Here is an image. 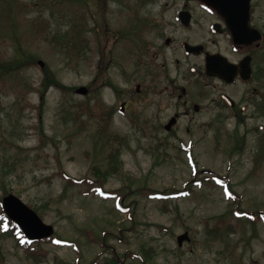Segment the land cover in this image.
Masks as SVG:
<instances>
[{"label": "rangeland", "instance_id": "1", "mask_svg": "<svg viewBox=\"0 0 264 264\" xmlns=\"http://www.w3.org/2000/svg\"><path fill=\"white\" fill-rule=\"evenodd\" d=\"M20 1L27 5L17 12L15 34L0 26V59L16 58L19 44L36 59L0 79V199L20 197L53 226V235L22 245L20 231L0 216V264H105L111 258L115 264H264V225H251L244 213H264V122L217 123L210 102H197L195 111L193 102L177 96L181 79L163 91L177 74L174 56L166 55L168 75L158 76L157 94L149 85L137 94L134 86L148 79L128 69L121 76L113 61L98 77L100 47L107 62L106 51L116 45L111 30L138 17V24H151L164 0ZM131 8L137 17L129 15ZM1 17L8 21L5 12ZM82 21L80 41L74 27L79 33ZM102 27L109 36H101ZM34 29L39 34L31 35ZM136 29L135 49L155 45L156 35ZM44 67L74 89L51 86L41 101ZM108 82L117 83L119 93ZM81 85L88 88L85 96L75 93ZM111 108L106 124L103 114ZM190 143L196 174L183 149ZM114 148H120L121 167L98 187L90 168L106 167ZM61 171L77 181L67 185ZM172 189L185 190L173 196ZM184 231L190 240L178 246L176 236ZM145 248L151 249L148 259Z\"/></svg>", "mask_w": 264, "mask_h": 264}, {"label": "flooded vegetation", "instance_id": "2", "mask_svg": "<svg viewBox=\"0 0 264 264\" xmlns=\"http://www.w3.org/2000/svg\"><path fill=\"white\" fill-rule=\"evenodd\" d=\"M231 8L233 4H226L224 0H164L159 19L151 24H138L142 20L138 17L127 20L128 27L111 30L112 33L102 27L101 36L111 33L116 45L106 51L107 62L105 50L100 47L99 79L104 77V64L113 61L121 76L128 69L130 75L140 72L148 79L149 83L134 86L137 94H141L147 85L157 94L158 76L168 75L166 55L174 56L177 74L171 76V82L164 85L163 91L170 85L175 86L173 78L181 79L184 83L176 86L177 96L184 97V102H193L192 108L196 111L200 109L197 102H210L216 111L212 118L217 123L223 120L247 123L249 119L258 118L264 122V0H248L245 29L233 27L241 22L239 10L222 11ZM131 10H128L129 15L138 16L137 10ZM236 19L239 21L235 22ZM140 27L142 34L156 35L152 39L157 41L155 45L146 44L142 50L135 49L136 28ZM130 62L131 69L128 68ZM207 62L213 74L206 72ZM106 87L112 88L115 94L120 91L114 82L106 83ZM122 104L124 108L119 105L118 110L125 109V103ZM224 110L226 114L223 115ZM109 112L113 118V108L107 114Z\"/></svg>", "mask_w": 264, "mask_h": 264}, {"label": "trees", "instance_id": "3", "mask_svg": "<svg viewBox=\"0 0 264 264\" xmlns=\"http://www.w3.org/2000/svg\"><path fill=\"white\" fill-rule=\"evenodd\" d=\"M0 2H2V7H3L1 9L0 15L2 12H5L6 16L8 18V21H0V26L2 27V29L5 30L4 33H9V29H11V33H12V35H14L15 29L17 28V21H16L17 12L18 11L24 12V7L27 5V3L20 1V0H0ZM0 19L3 20L2 17ZM40 19L41 18H39L38 20H40ZM33 26H34V24H33ZM42 29H44V28H42ZM74 29H75V35H78V37H80V30L78 33L77 27H74ZM37 30L38 29H34L33 31H31V35L39 34ZM45 33H49V31L45 30ZM45 37H46V34H45ZM57 37H58V34H54V33L52 34L51 33V35H50V38H52L53 41L58 40ZM80 41H81V37H80ZM74 48H76V50L78 51V48H77V46H75V44H74ZM79 56H80V54H79ZM35 59H36L35 55L24 50L23 47L19 44V53H18L16 58L8 59V60L0 59V79H2V76L6 75V74H10L13 72H19L23 69H26V68L33 66V64L35 63ZM43 73H44V75H43V88L40 91L41 101H43L44 93L50 85H56L65 91L72 89V87H70V86H66V85L61 84V82L53 76V74L50 72L48 67H44ZM78 114H74V115L76 117H78ZM75 116H73V117L75 118ZM43 137L46 138V135H43ZM118 153H119V150L117 148L113 149L109 152V154L106 156L108 158V161H109L107 167H101L98 164H94L91 166L90 172L94 176V178H95L94 182H96L98 184V187H102L103 184L109 178V176L118 172L120 165H121L119 157H118ZM61 174L63 175L64 178H66V181H67L66 184L67 185L71 184L72 181H73V183L75 181H77L74 178H72L71 176H69L68 174H66L64 171H61ZM141 190H143L141 187L137 188V191H141ZM172 190L176 191L175 189H172ZM151 191L153 192L154 190H151ZM163 192L164 191H158L157 193L163 194ZM148 193H147V195L150 196L151 195L150 192H148ZM1 213H3V212H1ZM5 222L8 225V227L9 226L11 227V229L17 230V226L11 220L6 218ZM143 251L146 254L147 259L151 257V249L150 248H145V249H143ZM145 260L146 259H143L142 261L144 262ZM151 264H155V263L151 262Z\"/></svg>", "mask_w": 264, "mask_h": 264}, {"label": "water", "instance_id": "4", "mask_svg": "<svg viewBox=\"0 0 264 264\" xmlns=\"http://www.w3.org/2000/svg\"><path fill=\"white\" fill-rule=\"evenodd\" d=\"M212 1L218 2V0ZM224 3L233 4V8L228 9L230 11H242V25L237 26L242 27L243 29L246 28L248 20V0H224ZM237 3L239 4L238 7H236ZM223 11L226 12L225 9H223ZM39 63L43 65L42 61H39ZM206 71L208 73H212V68L207 65ZM77 92L85 94L87 92V89L85 87H79L77 89ZM173 121L174 120L172 119L166 127L169 128ZM2 202L6 214L18 224V226L22 229L23 233L28 238L32 240L40 239L48 237L53 233V226L45 223L33 209L26 205L17 196L8 194L3 197ZM184 239H189L187 232H184L183 234L177 236L178 244H181Z\"/></svg>", "mask_w": 264, "mask_h": 264}]
</instances>
